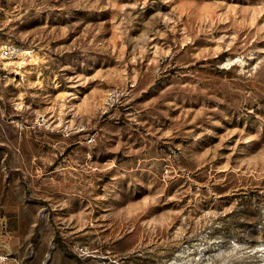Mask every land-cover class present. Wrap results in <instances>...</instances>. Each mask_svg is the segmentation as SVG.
Listing matches in <instances>:
<instances>
[{
	"label": "rangeland",
	"instance_id": "1",
	"mask_svg": "<svg viewBox=\"0 0 264 264\" xmlns=\"http://www.w3.org/2000/svg\"><path fill=\"white\" fill-rule=\"evenodd\" d=\"M0 264H264V0H0Z\"/></svg>",
	"mask_w": 264,
	"mask_h": 264
},
{
	"label": "built area",
	"instance_id": "2",
	"mask_svg": "<svg viewBox=\"0 0 264 264\" xmlns=\"http://www.w3.org/2000/svg\"><path fill=\"white\" fill-rule=\"evenodd\" d=\"M23 53H26V50L15 42L7 41L0 45V58L2 60L15 61L20 59Z\"/></svg>",
	"mask_w": 264,
	"mask_h": 264
},
{
	"label": "bare ground",
	"instance_id": "3",
	"mask_svg": "<svg viewBox=\"0 0 264 264\" xmlns=\"http://www.w3.org/2000/svg\"><path fill=\"white\" fill-rule=\"evenodd\" d=\"M26 53H29V51L26 50Z\"/></svg>",
	"mask_w": 264,
	"mask_h": 264
}]
</instances>
